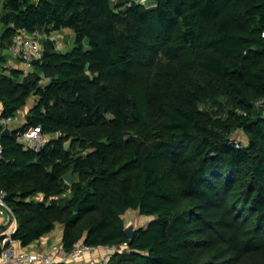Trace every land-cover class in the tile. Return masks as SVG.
<instances>
[{"label":"trees","instance_id":"16d2710c","mask_svg":"<svg viewBox=\"0 0 264 264\" xmlns=\"http://www.w3.org/2000/svg\"><path fill=\"white\" fill-rule=\"evenodd\" d=\"M22 27L46 35L27 73L4 65ZM32 95L22 127L53 136L0 127L22 245L60 223L66 251L127 244L105 264H264V0H3L0 116Z\"/></svg>","mask_w":264,"mask_h":264},{"label":"built area","instance_id":"2783aa9c","mask_svg":"<svg viewBox=\"0 0 264 264\" xmlns=\"http://www.w3.org/2000/svg\"><path fill=\"white\" fill-rule=\"evenodd\" d=\"M142 4H149L152 0H136ZM53 33L49 35L54 39ZM48 36V35H47ZM46 35L41 30L29 31L25 27L20 28L13 36V40L8 47L12 60H19L23 65L25 73L28 72L31 63L40 58L43 53L42 39ZM15 121V117H1L0 127L2 129ZM20 129L17 133V139L25 148H32L38 150L45 143L46 135L42 131L41 125H28L26 127L19 126ZM17 127V128H19ZM4 146L0 142V160L3 157ZM7 192L0 186V215L9 214L15 218L14 211L6 201ZM13 234V233H12ZM12 234L5 235L3 238V249L0 254V264H54L58 261L64 262H77L86 253L95 254L100 246L90 245L82 240L76 241L71 250L66 251L63 246L54 244L48 251L43 252H30L23 249H18L14 246V238ZM127 244H113V245H101V247L107 250L99 261L94 262L98 264H105L108 262L109 257L116 251H123ZM63 250L59 255V251Z\"/></svg>","mask_w":264,"mask_h":264},{"label":"crops","instance_id":"0c3cea01","mask_svg":"<svg viewBox=\"0 0 264 264\" xmlns=\"http://www.w3.org/2000/svg\"><path fill=\"white\" fill-rule=\"evenodd\" d=\"M1 6H2V3L0 5V9H1ZM62 30L69 31L71 33L72 38L74 39V32L71 29L64 28ZM4 65L5 66H16V67L23 66L19 60L13 61L10 54H9L7 62ZM35 100H36V97L34 95H32L29 98L27 104L19 110L17 116L15 117V121H13L10 124L9 126L10 130L17 128L24 123L25 115L27 111L29 110V108L34 104ZM1 110H2V105L0 103V113H1ZM37 197L40 198L41 194L37 195ZM146 217L148 218L149 216H146ZM148 219L146 221H148ZM127 222L128 220H126V223ZM17 225H18V221L16 217L14 218L7 213L0 215V234H4V235L12 234L16 230ZM62 235H63V225L60 223H56V226L54 227L53 230H51L48 233H45L39 239L33 241L32 243L28 245H22L20 241L16 239L14 240L13 244L18 249H23V250L30 251L33 253L43 252V251H48L54 244L63 246L62 245ZM62 252L63 250H60L58 254L61 255ZM105 254H107V250L100 246L98 250L95 252V254L86 253L76 263L78 264L94 263V262L99 261Z\"/></svg>","mask_w":264,"mask_h":264},{"label":"rangeland","instance_id":"374dc122","mask_svg":"<svg viewBox=\"0 0 264 264\" xmlns=\"http://www.w3.org/2000/svg\"><path fill=\"white\" fill-rule=\"evenodd\" d=\"M53 38L56 40L57 48L60 50H68L71 49L74 45V39L71 36L69 31L60 30L52 34ZM53 136V134H47L46 139H49ZM235 138L241 142L246 141L247 137L244 135L242 131H238L235 134ZM125 219L128 220L127 224L132 223L134 228L140 225H144L147 221L146 215L139 214L138 211H134L131 209L127 211L124 215ZM130 221V222H129Z\"/></svg>","mask_w":264,"mask_h":264},{"label":"water","instance_id":"95a60500","mask_svg":"<svg viewBox=\"0 0 264 264\" xmlns=\"http://www.w3.org/2000/svg\"><path fill=\"white\" fill-rule=\"evenodd\" d=\"M2 1H3V0H0V5H1ZM84 42H85V44L88 45V44L90 43V39H89V37H86V38L84 39ZM10 133H11V130H10L9 126L4 127V128L2 129V131H1V135H8V134H10ZM69 144H70V142L67 141L66 144H65V146L68 147ZM66 179H67L69 182H71V181H72V174H68V175L66 176ZM125 231H126V233H127V235H128L129 237H133V235H134V233H135V228H134L133 224H132V223L127 224L126 227H125Z\"/></svg>","mask_w":264,"mask_h":264}]
</instances>
